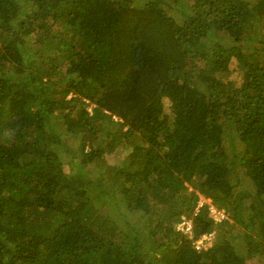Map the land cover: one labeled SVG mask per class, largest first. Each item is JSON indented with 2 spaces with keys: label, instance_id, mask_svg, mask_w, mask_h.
Wrapping results in <instances>:
<instances>
[{
  "label": "trees",
  "instance_id": "trees-1",
  "mask_svg": "<svg viewBox=\"0 0 264 264\" xmlns=\"http://www.w3.org/2000/svg\"><path fill=\"white\" fill-rule=\"evenodd\" d=\"M134 1L0 0V264L264 263V0Z\"/></svg>",
  "mask_w": 264,
  "mask_h": 264
},
{
  "label": "rangeland",
  "instance_id": "rangeland-1",
  "mask_svg": "<svg viewBox=\"0 0 264 264\" xmlns=\"http://www.w3.org/2000/svg\"><path fill=\"white\" fill-rule=\"evenodd\" d=\"M23 1L24 0H19L20 4L24 3ZM134 2L136 3V5H139V4L142 3V0H135ZM204 44H205L206 47H210L211 46V41L208 40V39H205V43ZM34 66L40 67L38 61H35ZM60 69H62V68H60ZM56 78H54V79H56ZM229 79L235 80L236 82H238L239 79H240V76L234 70L229 75ZM46 90H51V87L48 86V85L41 86L40 88L36 89V92L44 93ZM67 99H69V96L67 97ZM88 110L90 111V107L89 106H88ZM62 137H63V141H65L66 138H65V134L64 133H62ZM78 141H79V139L77 138L75 140H70L67 143H71L73 146H77ZM131 148H132L131 142L121 141V142H119L117 144V147L112 152L105 154L103 156V158L101 160H98L97 163L95 162V164L99 163V164H101L103 166H113V167L116 168V170L118 172L127 171L129 169L128 168L129 167L128 160H129V153L131 152ZM64 158H65V161H66V164L64 166L65 173H68V175H74L75 174V170L77 169L76 168L77 164L69 162L70 161V157L68 156V154H66V156ZM87 169H89V167H87ZM97 170H99V168ZM96 173H97L96 171L94 173H92V178H93L94 184L93 183L90 184L92 188H89V190L91 192V203L94 204V206L97 209L101 210V211L108 210V208L110 207L109 203H112L113 201H110V197L108 198L107 196H104L101 193V191L99 190L98 183H96L97 181H99L98 180L99 177H98V175ZM100 182H101L100 184H102V185L106 184L105 179H103ZM238 190H239V188H237V191ZM111 197H112V195H111ZM200 203H202V204H200ZM200 203H198V207L195 209L194 212H198L200 210V206H202V205L207 206L208 208H209V205L213 206L211 204L210 200H206L203 197H201ZM117 204L118 205L115 206L114 208L119 207L121 209V211H122V214L130 212L127 209L126 204L125 205L124 204L120 205V201H118ZM122 205H123V207H120ZM215 209H217V208H215ZM222 212H224V211L222 210ZM224 215H225V219H223V220H229L228 214H226L224 212ZM128 218H129L128 220L134 222V221H136V219L137 220L140 219L139 218V213L138 212H136V213L131 212V213L128 214ZM242 230L243 229H241L240 227L236 226L235 229H234V234L238 235V234H240V232ZM207 238L208 239L203 243V247H209L212 244V242L214 240L213 232ZM251 264H264V263L261 262V260H251Z\"/></svg>",
  "mask_w": 264,
  "mask_h": 264
},
{
  "label": "built area",
  "instance_id": "built-area-1",
  "mask_svg": "<svg viewBox=\"0 0 264 264\" xmlns=\"http://www.w3.org/2000/svg\"><path fill=\"white\" fill-rule=\"evenodd\" d=\"M208 211H209V216L214 220V222H221L223 219H225V215L224 212H222V210H217L213 206L209 205ZM176 229L191 237L192 224L186 218L184 217L181 218V221L180 223L177 224ZM209 236L210 235L203 236L200 240H198L196 242V249L199 250L201 246L203 247V243L208 239L207 237Z\"/></svg>",
  "mask_w": 264,
  "mask_h": 264
},
{
  "label": "clouds",
  "instance_id": "clouds-1",
  "mask_svg": "<svg viewBox=\"0 0 264 264\" xmlns=\"http://www.w3.org/2000/svg\"><path fill=\"white\" fill-rule=\"evenodd\" d=\"M201 197L202 196H199V200H198V202H197V206H196V208L198 207V203H200V199H201ZM205 199V198H204ZM207 200V199H206ZM204 205H202V206H200V209L203 207ZM195 208V209H196ZM206 208H207V210H208V207L206 206ZM218 210V209H217ZM195 211V210H194ZM197 212H194V215L196 214ZM208 216H209V211H208ZM184 217V216H183ZM182 218V217H181ZM185 218V217H184ZM209 218H211L210 216H209ZM187 219V218H186ZM187 220H189L190 222H191V220L190 219H187ZM211 220H213L212 218H211ZM180 221H181V219H180ZM180 221H178L176 224H175V226H174V229H175V231H177L178 233H180V234H182L186 239H188V240H192L193 239V230L191 229V232H192V234H191V237L190 236H188L187 234H184L183 232H181V231H178L177 229H176V226H177V224L178 223H180ZM222 221H224V220H222ZM213 222H214V220H213ZM215 224H218L219 222H214ZM191 224H192V222H191ZM207 234H203V235H201L197 240H194L193 241V245L195 244V246H196V242L198 241V240H200L203 236H206ZM208 236V235H207ZM206 248H208V247H200V249L199 250H201V249H206ZM196 250H198V249H196Z\"/></svg>",
  "mask_w": 264,
  "mask_h": 264
}]
</instances>
